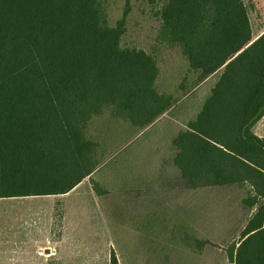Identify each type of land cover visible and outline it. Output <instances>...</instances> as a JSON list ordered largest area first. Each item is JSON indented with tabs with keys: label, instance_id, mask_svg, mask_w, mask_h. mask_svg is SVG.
<instances>
[{
	"label": "trees",
	"instance_id": "1",
	"mask_svg": "<svg viewBox=\"0 0 264 264\" xmlns=\"http://www.w3.org/2000/svg\"><path fill=\"white\" fill-rule=\"evenodd\" d=\"M109 2L0 0V197L68 193L119 148L91 136L95 119L142 131L173 105L156 50L123 45L130 5L111 24ZM154 13L197 83L220 72L174 161L189 188H243L254 212L229 261L264 264V32L253 38L245 0H161Z\"/></svg>",
	"mask_w": 264,
	"mask_h": 264
},
{
	"label": "rangeland",
	"instance_id": "2",
	"mask_svg": "<svg viewBox=\"0 0 264 264\" xmlns=\"http://www.w3.org/2000/svg\"><path fill=\"white\" fill-rule=\"evenodd\" d=\"M159 2L161 0H110V23L115 24L129 4L123 45L148 51L155 49L160 68L159 91L171 95L174 102L186 99L189 94L180 106L197 107V98L199 100L209 92L220 72L198 86L197 74L191 70L181 49L157 40L161 21L154 10ZM245 3L255 38L264 31V0H245ZM193 90L197 91L190 93ZM118 123L114 129H107L111 124L108 119H95L91 125L93 138L102 136L107 145L116 140L119 148L63 199L67 216L63 215L66 213L63 207V214L59 209L56 218L65 238L62 264H110L113 249L119 264H229L228 248L233 241L228 237L235 225H218L217 218L224 221L222 218L231 210L228 209L230 204L234 210L241 203L244 190L243 193L236 189L216 192L209 188L207 193L200 192L201 189L192 190L186 207L171 209L169 218L168 211L161 207L153 218L137 221L134 216L138 203L136 192L141 185L137 173L147 169L144 161L147 163L150 156L154 161V155L160 160V168H169L167 150L171 123L168 113L142 131L130 127L124 120ZM258 132L264 133V118ZM160 191L163 196L171 192L169 187ZM123 203L134 207L131 208L132 217L127 216ZM202 211L204 218L200 216ZM245 217V209H240V221H245ZM206 231L208 239L201 234ZM239 237L240 232L235 241Z\"/></svg>",
	"mask_w": 264,
	"mask_h": 264
},
{
	"label": "crops",
	"instance_id": "3",
	"mask_svg": "<svg viewBox=\"0 0 264 264\" xmlns=\"http://www.w3.org/2000/svg\"><path fill=\"white\" fill-rule=\"evenodd\" d=\"M209 78L210 77L200 82L198 86L206 83ZM214 85L215 83L213 86ZM212 87L201 99L200 97L199 100L197 98V107H189L187 105L184 107L180 106L185 103L189 96L188 94L184 100H179L177 102L173 101V105L167 111L169 123H171V139L168 143L169 147L167 150V160L169 159L170 161L169 168H160V160H158L155 155L154 161L152 156L147 159V163L146 160L144 161L146 166L144 168L147 169H142L137 173V176H139L140 179L139 184H141L136 192V201H138V203L136 205L135 214L133 211L137 221L148 217L153 218L154 215L159 212L161 207L168 211L169 218L171 209L177 208L180 210L181 208L186 207V200L190 197L192 190L201 189L200 192L204 190L206 193L209 188L216 192H223L230 189H236V192L243 191V188L237 184L189 188L185 185V179L174 161L177 153V147L174 144L175 138L181 131L188 128L187 125L190 121L196 118ZM196 91L193 90L190 93ZM201 95L202 93H200L199 96ZM263 118L255 125L254 132L264 138V133L258 132L259 123ZM157 121L152 125L156 124ZM162 181L165 183L162 184ZM168 187L169 191H171L168 193V196L160 195V190H167ZM73 190L74 189L68 193L58 195L0 197V264H62L65 238L60 232L61 227H58L56 218L59 209L62 210L64 207L66 211L65 205H62L63 199L67 195H70ZM127 200L129 201V197H127ZM242 200L240 204H237L234 210L231 208L233 206L230 204L228 209L230 208L231 210L222 218L224 221L220 222L217 218V221L219 222L218 225L224 223L235 225V229L231 230L228 237V239H232L233 242L236 240V235L239 234V232L241 234V231L244 229L254 212L252 211L249 213ZM58 201H60L61 204H58ZM123 208L127 211V216L132 217L131 208L134 207L129 206L127 203V206H124ZM240 209H245L246 211L245 221L243 222L240 221ZM61 213L63 214V210ZM63 215L66 217L67 211ZM183 216H186V213ZM200 216L201 218H204L203 211L200 212ZM204 222L205 220L203 221V224ZM239 224L241 225L239 226ZM201 234L202 236H205L206 239L210 238L207 231L201 232ZM233 242H231V244Z\"/></svg>",
	"mask_w": 264,
	"mask_h": 264
}]
</instances>
